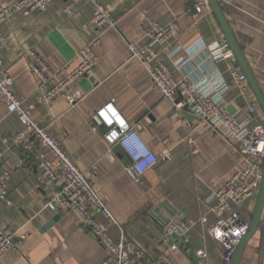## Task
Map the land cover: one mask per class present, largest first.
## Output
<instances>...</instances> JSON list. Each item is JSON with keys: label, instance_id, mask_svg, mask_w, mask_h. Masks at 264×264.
Wrapping results in <instances>:
<instances>
[{"label": "crops", "instance_id": "0c3cea01", "mask_svg": "<svg viewBox=\"0 0 264 264\" xmlns=\"http://www.w3.org/2000/svg\"><path fill=\"white\" fill-rule=\"evenodd\" d=\"M16 0H0V7ZM111 11L115 27L108 29L95 47L97 66L82 76L70 95L50 103L43 101L29 68L30 52L47 67L78 64L75 55L96 36L84 28L92 8L80 0L73 14L63 10L67 0H56L45 12L28 16L13 13L0 23L6 47L0 58L14 80V91L23 107L40 126L59 139L87 180L105 202L119 227L109 233L123 235L128 246L137 241L146 249L136 264H225L218 257V242L212 235L214 190L238 166L239 145L226 137L222 127L190 114L183 115L173 103L162 99L146 70L129 59L127 44L150 41L143 14L159 25L173 24L174 37L155 51L166 60L174 77H185L204 90L222 82L230 113H243L246 102L232 81L227 62L234 58L206 0L198 14L190 0H99ZM223 14L264 95V0H218ZM217 46L212 59L207 49ZM218 49H220L218 51ZM250 89V88H249ZM251 91V90H249ZM113 102L158 157L157 164L133 182L124 171L129 164L117 146L108 148L102 131L94 129L95 110ZM20 128L16 115L7 114L0 100V136ZM20 158L9 152L0 163V174ZM10 205L0 201V227L23 236L19 251L8 250L0 264H101L105 248L78 218L68 211H53L43 205L44 193L37 169L30 158L8 181ZM242 208L251 216L254 201ZM97 219L106 222L97 213ZM181 219L191 225L181 240L162 242V220ZM246 218V217H245ZM220 247V246H219ZM252 246L247 245L242 264H249ZM222 257V255H221ZM220 257V258H221Z\"/></svg>", "mask_w": 264, "mask_h": 264}, {"label": "built area", "instance_id": "2783aa9c", "mask_svg": "<svg viewBox=\"0 0 264 264\" xmlns=\"http://www.w3.org/2000/svg\"><path fill=\"white\" fill-rule=\"evenodd\" d=\"M56 0H16L0 7V23L10 15L19 12L28 16L32 13L45 12ZM63 12L71 15L80 0H67ZM92 8V15L84 28L96 31L97 36L86 44L75 55L78 65L69 70L67 65L49 68L30 52L29 68L37 81V88L43 101L49 103L60 95H70L73 86L84 75L90 74L97 66L95 47L105 31L115 27L111 11L99 0H85ZM198 14L202 6L196 5ZM150 41L145 45L128 43L129 59H135L146 70L154 87L164 100L175 102L176 96L184 99L175 107L181 109L186 104L191 113L210 123L215 129L223 127L226 137L236 140L239 145L240 162L230 175L214 190L215 201L210 208L215 220L211 232L218 242L224 263L232 257L240 238L247 230L248 220L239 209L250 199L256 198L261 180V166L264 154L263 112L247 86L245 75L236 66L233 59L227 62L232 81L239 89L246 102L243 113L230 114L225 105L222 93L228 87L216 82L212 91L204 90L186 78L176 79L167 64L155 51V45H163L175 34L174 25L161 26L148 15L143 14ZM6 42L0 36V52ZM217 46L207 49L210 59L217 51ZM220 49H218L219 51ZM0 100L6 104L7 114L16 115L20 128L0 136V163L9 152L20 155L19 160L0 174V201L10 205L8 198V181L11 174L24 165V159H32L38 170L41 184L43 205L53 211H68L79 220L81 227L89 232L107 251V257L101 264H136L144 258L146 249L134 241L128 246L120 235L115 240L109 233L111 226H117L116 218L111 214L105 202L75 161L69 156L62 142L50 135L47 130L32 119L23 107V102L14 91V80L7 66L0 58ZM112 107L115 111L109 109ZM93 120L94 129L102 131V138L108 148L119 147L129 159L124 167L125 173L133 182L153 168L158 157L140 137L135 125L131 124L117 109L113 102L98 107ZM151 157L152 159H149ZM97 213L105 223L97 219ZM191 225L181 219L165 218L162 220V242L173 239L179 241L190 230ZM23 236L0 227V257L8 250L19 251L23 245Z\"/></svg>", "mask_w": 264, "mask_h": 264}, {"label": "water", "instance_id": "95a60500", "mask_svg": "<svg viewBox=\"0 0 264 264\" xmlns=\"http://www.w3.org/2000/svg\"><path fill=\"white\" fill-rule=\"evenodd\" d=\"M192 8H194L195 0H190ZM207 5L210 7L213 16L215 17L221 32L223 33V36L225 38V41L227 45L229 46V49L233 53V56L238 63L241 72L245 75L247 84L255 96L262 112L264 115V95L257 84V81L247 64V61L244 57V54L242 52L241 47L239 46L224 14L223 11L219 5L218 0H206ZM180 100V99H179ZM179 100H177L175 103H177ZM183 115L189 116L187 105H184L183 108ZM264 220V154H263V161L261 166V180L259 184V188L257 191V195L255 198V204L250 216V219L248 220L247 230L242 235V237L239 240V243L235 249L234 254L232 257L227 261L226 264H242L243 259L245 258L246 254V247L249 244V241L253 239L256 234L258 233L260 226L262 225V222ZM261 264H264V246H263V255H262V262Z\"/></svg>", "mask_w": 264, "mask_h": 264}, {"label": "rangeland", "instance_id": "374dc122", "mask_svg": "<svg viewBox=\"0 0 264 264\" xmlns=\"http://www.w3.org/2000/svg\"><path fill=\"white\" fill-rule=\"evenodd\" d=\"M196 6V5H195ZM195 8V7H194ZM146 24V23H145ZM158 24V23H157ZM168 25H173V24H168ZM161 26H167V25H161ZM146 28H147V25H146ZM175 34H176V30H175ZM175 34L172 36V37H174L175 36ZM171 37V38H172ZM170 39V38H169ZM168 39V40H169ZM167 40V41H168ZM166 41V42H167ZM165 42V43H166ZM164 43V44H165ZM163 44V45H164ZM156 45H160V46H162L161 44H156ZM155 45V46H156ZM76 59V58H75ZM233 59V61L234 62H236V60H235V58H232ZM78 62V61H77ZM236 64V63H235ZM78 65V64H77ZM141 65V64H140ZM68 66V65H67ZM142 66V65H141ZM143 67V66H142ZM68 68H69V66H68ZM144 68V67H143ZM73 69V68H72ZM69 70H71L70 68H69ZM94 70V69H93ZM240 70V69H239ZM241 71V70H240ZM91 73V72H90ZM87 75V74H86ZM183 78H185V77H183ZM181 79V78H180ZM247 86H248V84H247ZM248 89H249V86H248ZM250 90V89H249ZM251 92V91H250ZM251 94L253 95V93L251 92ZM63 95H66V94H63ZM61 96V95H60ZM178 96H180V98H181V100H179L177 103H175V106L177 105V104H179L180 102H183L184 101V99H183V97L179 94V95H177L176 96V98L178 97ZM254 96V95H253ZM254 98H255V96H254ZM163 99V98H162ZM256 99V98H255ZM176 101V100H175ZM257 101V100H256ZM50 103V102H49ZM184 105H186V104H184ZM184 105H182V107H181V109H179L180 111H182V108H183V106ZM225 105H226V102H225ZM187 108H188V112H189V114H192L191 113V110H190V107L187 105ZM226 109H227V105H226ZM246 110V109H245ZM228 111V110H227ZM229 112V111H228ZM230 113V112H229ZM230 114H233V113H230ZM234 114H237V113H234ZM192 115H194V114H192ZM196 116V115H195ZM197 117V116H196ZM199 118V117H198ZM263 118H264V115H263ZM92 121H93V123L95 124L96 122L93 120V116H92ZM263 123H264V120H263ZM223 128V127H222ZM235 142L236 143H238L236 140H235ZM240 149V148H239ZM37 173H38V170H37ZM253 203L255 204V200L253 201ZM239 211L241 212V214H242V216L244 217V215H243V213L242 212H244L245 211V207L244 208H241V209H239ZM246 217V218H245ZM245 219H247V220H249L250 218H249V216L248 215H245ZM215 220V219H214ZM249 246H252V249H253V252H252V255L250 256V261H249V264H261V261H262V251H263V245H264V220H263V222H262V225L260 226V229H259V231H258V233L256 234V236L253 238V239H251L250 241H249V244H248ZM216 249H218L217 251H218V257H219V259H220V261H222V257H221V249H220V247L218 246V247H216ZM221 257V258H220Z\"/></svg>", "mask_w": 264, "mask_h": 264}, {"label": "trees", "instance_id": "16d2710c", "mask_svg": "<svg viewBox=\"0 0 264 264\" xmlns=\"http://www.w3.org/2000/svg\"><path fill=\"white\" fill-rule=\"evenodd\" d=\"M235 63H236V66L240 69L238 63H237V62H235ZM263 246H264V245H263ZM262 255H263V251H262ZM261 262H262V261H261Z\"/></svg>", "mask_w": 264, "mask_h": 264}, {"label": "bare ground", "instance_id": "6f19581e", "mask_svg": "<svg viewBox=\"0 0 264 264\" xmlns=\"http://www.w3.org/2000/svg\"><path fill=\"white\" fill-rule=\"evenodd\" d=\"M110 110L115 111L112 107H109Z\"/></svg>", "mask_w": 264, "mask_h": 264}, {"label": "clouds", "instance_id": "9594fccd", "mask_svg": "<svg viewBox=\"0 0 264 264\" xmlns=\"http://www.w3.org/2000/svg\"><path fill=\"white\" fill-rule=\"evenodd\" d=\"M149 159H152L151 157H149Z\"/></svg>", "mask_w": 264, "mask_h": 264}]
</instances>
